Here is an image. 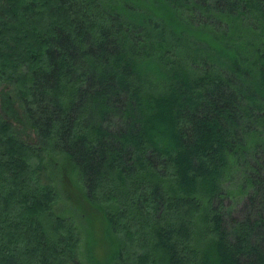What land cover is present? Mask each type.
<instances>
[{
	"label": "trees",
	"instance_id": "obj_1",
	"mask_svg": "<svg viewBox=\"0 0 264 264\" xmlns=\"http://www.w3.org/2000/svg\"><path fill=\"white\" fill-rule=\"evenodd\" d=\"M0 98V264H83L64 167L104 264H264V0H0Z\"/></svg>",
	"mask_w": 264,
	"mask_h": 264
},
{
	"label": "rangeland",
	"instance_id": "obj_2",
	"mask_svg": "<svg viewBox=\"0 0 264 264\" xmlns=\"http://www.w3.org/2000/svg\"><path fill=\"white\" fill-rule=\"evenodd\" d=\"M1 99V98H0ZM58 165V163H56ZM56 165V167H57ZM52 175L54 180L56 181V185L59 191V199L54 205V211L57 214L67 216V217H75L76 222L80 226L82 230V245L81 250L82 254H80V260L83 264H93L88 262L86 256L83 254L85 251V242H86V229L90 231L88 233V248H90L91 254L96 258L98 264L106 263V259L108 257L107 251L104 250V243L101 241L104 238V225L100 220L99 216H95L93 220H91V225H87L83 218L81 219L78 216V209L74 206L80 201V193L79 189V181L76 174L72 173L70 170H66L65 167L62 170L54 168L52 169ZM234 187V186H233ZM227 205L231 203L233 215L235 217H241L244 209V199L236 200V199H227L225 201ZM94 213V212H93ZM92 213V214H93ZM77 215V216H76ZM91 242V243H90ZM103 248V249H102Z\"/></svg>",
	"mask_w": 264,
	"mask_h": 264
}]
</instances>
